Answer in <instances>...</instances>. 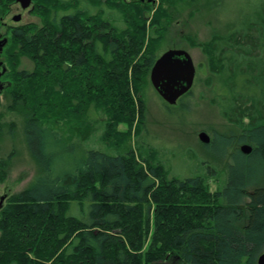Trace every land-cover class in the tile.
<instances>
[{
	"label": "trees",
	"instance_id": "16d2710c",
	"mask_svg": "<svg viewBox=\"0 0 264 264\" xmlns=\"http://www.w3.org/2000/svg\"><path fill=\"white\" fill-rule=\"evenodd\" d=\"M36 1L40 24L11 27L0 54L9 68L2 74L11 82L9 110L24 117L39 166L30 185L0 207V264H258L264 5L227 35L190 40L219 79L222 116L252 147L235 154L212 195L207 178H170L155 152L143 157L133 143L174 14L196 0ZM9 3L0 0V19ZM98 117L107 150L86 151L81 145L102 131ZM3 131L0 122V139ZM10 161L0 159V181Z\"/></svg>",
	"mask_w": 264,
	"mask_h": 264
},
{
	"label": "rangeland",
	"instance_id": "374dc122",
	"mask_svg": "<svg viewBox=\"0 0 264 264\" xmlns=\"http://www.w3.org/2000/svg\"><path fill=\"white\" fill-rule=\"evenodd\" d=\"M37 3L33 0L30 8L25 11L9 3L7 14L0 19V33L10 40L11 25L40 24V16L35 12ZM261 5H264V0H196L181 8L179 6L163 45V52L185 50L191 55L196 66L194 85L190 93L174 106L168 105L159 96L151 82L145 90V126L141 135L134 139V149L143 157L155 152L157 163L170 170V178H207L206 184L212 195L226 183L235 154L246 144L240 141L241 132L222 116L218 98L219 79L210 75L207 57L200 49L192 47L190 40L203 43L215 35H227L253 18ZM17 15H21L22 20L15 23L13 17ZM6 64L3 55L0 56V83L3 85L0 93V122L4 129L0 139V159H11L6 177L0 181V207L10 197L26 189L39 172V166L26 144L24 117L9 110L12 100L8 87L11 82L7 77H2L9 70ZM30 67L28 61L24 62L23 68ZM101 118L97 120L99 127ZM11 127L14 128L12 134L9 132ZM100 129L102 131L91 141L81 145L84 150H107L101 142L103 129ZM201 133L210 137L208 145L200 141ZM253 165L249 166L251 170ZM207 167L217 171V177L208 176ZM262 175L260 185L264 187V172ZM263 254L264 251L259 256Z\"/></svg>",
	"mask_w": 264,
	"mask_h": 264
},
{
	"label": "water",
	"instance_id": "95a60500",
	"mask_svg": "<svg viewBox=\"0 0 264 264\" xmlns=\"http://www.w3.org/2000/svg\"><path fill=\"white\" fill-rule=\"evenodd\" d=\"M20 4L22 10H27L32 5V0H9ZM22 19L21 15L13 17V21L18 23ZM7 39H0V54L2 53ZM196 76V66L191 55L185 50H168L164 52L155 62L150 80L152 86L159 96L170 106H174L178 101L189 93L194 85ZM3 85L0 83V93ZM199 139L203 144L210 143V137L206 133H201ZM241 152L249 155L252 147L244 145ZM258 264H264V254L259 256Z\"/></svg>",
	"mask_w": 264,
	"mask_h": 264
},
{
	"label": "flooded vegetation",
	"instance_id": "af4514ba",
	"mask_svg": "<svg viewBox=\"0 0 264 264\" xmlns=\"http://www.w3.org/2000/svg\"><path fill=\"white\" fill-rule=\"evenodd\" d=\"M32 3H33V0H32ZM12 4H16V5H18V6L21 8L20 4L14 2V1H12ZM21 9H22V8H21ZM27 10H28V9H27ZM24 11H25V10H24ZM21 20H22V19H21ZM20 22H21V21H20ZM10 27H12V25H11ZM0 39H1V40H3V39H7V40H8L9 38H7L6 36H4L3 34L0 33ZM8 42H9V40H8ZM8 42H7V44H8ZM7 44L5 45V47L7 46ZM5 47H4V48H5Z\"/></svg>",
	"mask_w": 264,
	"mask_h": 264
}]
</instances>
